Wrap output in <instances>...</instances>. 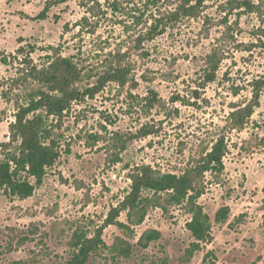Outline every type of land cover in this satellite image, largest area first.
I'll list each match as a JSON object with an SVG mask.
<instances>
[{
	"label": "rangeland",
	"instance_id": "obj_1",
	"mask_svg": "<svg viewBox=\"0 0 264 264\" xmlns=\"http://www.w3.org/2000/svg\"><path fill=\"white\" fill-rule=\"evenodd\" d=\"M248 1L251 9L206 0L198 17L174 22V0H0V50L10 58L0 64V160L18 152L11 126L42 88L26 82V59L72 58L82 89L113 68L128 71L126 83H109L61 118L42 113L60 157L41 183L30 179L31 197L0 190V264H64L76 232L99 231L89 264H264V91L243 128L230 120L264 76V0ZM222 138L224 168L202 174L193 194L208 216L207 243L187 228L188 200L144 191L125 209L141 169L198 170Z\"/></svg>",
	"mask_w": 264,
	"mask_h": 264
},
{
	"label": "trees",
	"instance_id": "obj_2",
	"mask_svg": "<svg viewBox=\"0 0 264 264\" xmlns=\"http://www.w3.org/2000/svg\"><path fill=\"white\" fill-rule=\"evenodd\" d=\"M163 1L146 0V3L157 7ZM174 1L177 3V8L176 11L170 13L169 19L176 22L183 18L198 17L206 0ZM243 6L251 9L252 3L245 0ZM164 21L162 18L163 23ZM9 59V56L0 50V64L8 65ZM210 61L211 68L207 74V81L213 82L217 65L214 59ZM25 63L28 64L26 82L32 80L42 88L31 94L26 106L19 107L15 123L11 126L12 139L19 143L18 152L9 158L0 160V190H7L11 195L21 199L29 198L35 192V185L30 182V179H34L37 184L41 183L47 170L53 167L60 157L55 144L48 143L50 133L42 113L46 118H61L73 104L80 103L87 97H93L109 83H126L128 75L124 67L113 68L100 76L97 85L82 89L79 87V82L83 71L72 58L58 55L43 66H37L27 59ZM263 91L264 76L254 82L251 101L231 113L230 120L234 127L243 128L251 119L256 108L260 106ZM3 146L6 145L0 142V148ZM226 147L224 138L218 140L198 170L182 175L156 173L149 166L141 169L132 177L131 192L126 197L123 206L125 209H136L144 191H151L155 194L170 193L177 202L188 200V204L192 207L193 217L187 224V228L198 243L197 245L207 243L211 238L208 216L196 204L193 194L197 192L196 180L202 174L220 172L224 168L223 159ZM120 213L121 209H113L107 224H113ZM220 214L221 219L227 217L224 210ZM101 233L99 231L95 237L89 238L76 232L72 242L74 252L64 264H89L93 254L102 244ZM152 235V238L156 239L159 234L155 232Z\"/></svg>",
	"mask_w": 264,
	"mask_h": 264
}]
</instances>
